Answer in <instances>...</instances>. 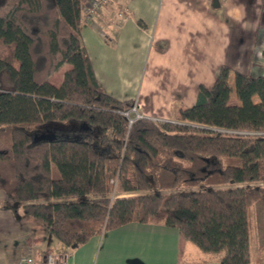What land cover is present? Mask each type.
I'll return each mask as SVG.
<instances>
[{
	"label": "trees",
	"instance_id": "16d2710c",
	"mask_svg": "<svg viewBox=\"0 0 264 264\" xmlns=\"http://www.w3.org/2000/svg\"><path fill=\"white\" fill-rule=\"evenodd\" d=\"M82 6L0 0V208L35 218L68 249L104 228L153 223L223 252L220 264H251L248 209L264 199V78L235 72L231 105L233 70L222 66L178 122L129 124L122 112L133 102L96 79ZM63 65L56 86L49 78Z\"/></svg>",
	"mask_w": 264,
	"mask_h": 264
},
{
	"label": "crops",
	"instance_id": "0c3cea01",
	"mask_svg": "<svg viewBox=\"0 0 264 264\" xmlns=\"http://www.w3.org/2000/svg\"><path fill=\"white\" fill-rule=\"evenodd\" d=\"M80 35L104 91L156 121L178 122L222 66L233 70L230 88L235 72L264 78V0H118L83 23ZM64 67L52 84L62 83ZM5 198L0 189V206ZM263 235L255 256L250 244L251 264L262 255ZM65 251L64 264H220L223 256L202 251L176 228L139 222L68 249L35 218L0 208V264H20L27 255L46 264L47 254Z\"/></svg>",
	"mask_w": 264,
	"mask_h": 264
},
{
	"label": "built area",
	"instance_id": "2783aa9c",
	"mask_svg": "<svg viewBox=\"0 0 264 264\" xmlns=\"http://www.w3.org/2000/svg\"><path fill=\"white\" fill-rule=\"evenodd\" d=\"M82 11H83V21L84 23L93 22L95 18L98 17L100 12L107 6L118 4V0H82ZM127 8L122 6L120 7L119 16L123 17L127 14ZM129 120V124L134 123L135 121L144 118L143 115L139 112L137 104H132V106L122 112ZM126 194H121L114 192L111 197L115 198L117 196ZM106 232V231H105ZM103 232V233H105ZM70 252L65 251L61 253H49L46 255L45 262L46 264H64L69 256ZM20 264H34V258L31 255H27L20 260Z\"/></svg>",
	"mask_w": 264,
	"mask_h": 264
},
{
	"label": "rangeland",
	"instance_id": "374dc122",
	"mask_svg": "<svg viewBox=\"0 0 264 264\" xmlns=\"http://www.w3.org/2000/svg\"><path fill=\"white\" fill-rule=\"evenodd\" d=\"M70 68V65H65L63 71H67ZM57 79L59 76L56 77ZM53 81L57 82L56 79ZM231 93H230V104L231 105H237L239 104L236 95H235V89L234 84L231 85ZM237 101V103H235ZM130 195V194H126ZM123 196V195H120ZM248 231H249V237H250V244H251V251L252 254L255 256L258 253V245H259V235L264 229V199H262L259 202H256L252 204L248 209ZM105 228L102 231L105 232Z\"/></svg>",
	"mask_w": 264,
	"mask_h": 264
}]
</instances>
